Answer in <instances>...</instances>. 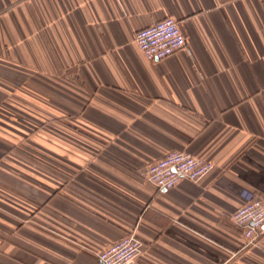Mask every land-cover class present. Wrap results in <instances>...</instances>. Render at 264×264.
Wrapping results in <instances>:
<instances>
[{"label":"crops","instance_id":"0c3cea01","mask_svg":"<svg viewBox=\"0 0 264 264\" xmlns=\"http://www.w3.org/2000/svg\"><path fill=\"white\" fill-rule=\"evenodd\" d=\"M175 17L187 45L148 61L135 34ZM183 151L198 180L160 190ZM264 198V0H0V264H264L231 214Z\"/></svg>","mask_w":264,"mask_h":264},{"label":"built area","instance_id":"2783aa9c","mask_svg":"<svg viewBox=\"0 0 264 264\" xmlns=\"http://www.w3.org/2000/svg\"><path fill=\"white\" fill-rule=\"evenodd\" d=\"M136 44L150 62L163 60L187 45V36L175 17L164 18L155 24L139 29L135 34ZM214 164L193 154L174 151L152 163L146 180L157 189L176 186L181 180H198L208 174ZM232 223L252 244L264 234V198L248 201L231 214ZM143 241L135 234H126L121 239L97 252L101 264H135L143 252Z\"/></svg>","mask_w":264,"mask_h":264}]
</instances>
